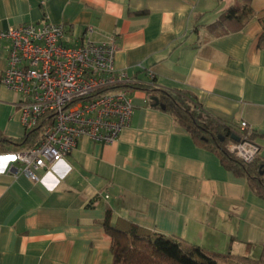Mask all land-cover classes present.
<instances>
[{"label": "crops", "instance_id": "crops-1", "mask_svg": "<svg viewBox=\"0 0 264 264\" xmlns=\"http://www.w3.org/2000/svg\"><path fill=\"white\" fill-rule=\"evenodd\" d=\"M250 3L243 26L209 25L232 5ZM138 11V13H134ZM47 18L83 38L117 39L115 66L135 81L191 91L202 108L241 132L245 121L264 159V0H0V30ZM9 42L0 40V78ZM131 124L118 141L83 138L40 180L25 176L13 152L0 153V264H112L103 222L119 219L194 247L258 258L264 199L195 143L174 117L128 90ZM22 96L0 81V132L26 134ZM13 168L10 170V168Z\"/></svg>", "mask_w": 264, "mask_h": 264}, {"label": "built area", "instance_id": "built-area-1", "mask_svg": "<svg viewBox=\"0 0 264 264\" xmlns=\"http://www.w3.org/2000/svg\"><path fill=\"white\" fill-rule=\"evenodd\" d=\"M70 31L47 18L0 30V40L9 42L0 81L22 96L20 118L27 132L43 121L38 142L12 154L32 181L71 154L81 139L114 143L132 121L135 106L129 91L113 87L134 81L115 66L117 39L94 40L92 26L83 38H72ZM240 127L239 139L230 140L227 148L250 163L260 157L261 148L249 138L245 121Z\"/></svg>", "mask_w": 264, "mask_h": 264}, {"label": "trees", "instance_id": "trees-1", "mask_svg": "<svg viewBox=\"0 0 264 264\" xmlns=\"http://www.w3.org/2000/svg\"><path fill=\"white\" fill-rule=\"evenodd\" d=\"M251 13L249 2L232 5L209 28L215 34L238 30L243 26L240 17L247 18ZM113 87L146 91L151 107L172 115L196 144L216 153L225 168L244 177L249 188L264 199V159L259 157L246 163L231 153L227 143L234 139V131L223 121L209 115L191 91L161 87L155 83V77L149 83L134 80L132 83ZM42 122L38 121L22 138L9 137L0 132V153L16 152L34 146L39 140ZM248 136L254 140L255 134L250 131ZM107 213L108 218L102 224L112 240V264H264V248L258 258L218 253L199 246L194 247L192 253H187L175 239L123 219L114 224L108 220L113 216L110 208Z\"/></svg>", "mask_w": 264, "mask_h": 264}, {"label": "water", "instance_id": "water-1", "mask_svg": "<svg viewBox=\"0 0 264 264\" xmlns=\"http://www.w3.org/2000/svg\"><path fill=\"white\" fill-rule=\"evenodd\" d=\"M233 138L236 139V140L239 139L238 135H236V134L233 135ZM223 139H224V138L222 137V140H223Z\"/></svg>", "mask_w": 264, "mask_h": 264}, {"label": "snow or ice", "instance_id": "snow-or-ice-1", "mask_svg": "<svg viewBox=\"0 0 264 264\" xmlns=\"http://www.w3.org/2000/svg\"><path fill=\"white\" fill-rule=\"evenodd\" d=\"M0 159H3V158H0ZM7 159H13V157H7Z\"/></svg>", "mask_w": 264, "mask_h": 264}, {"label": "rangeland", "instance_id": "rangeland-1", "mask_svg": "<svg viewBox=\"0 0 264 264\" xmlns=\"http://www.w3.org/2000/svg\"><path fill=\"white\" fill-rule=\"evenodd\" d=\"M131 124V123H130ZM237 135V134H236Z\"/></svg>", "mask_w": 264, "mask_h": 264}]
</instances>
